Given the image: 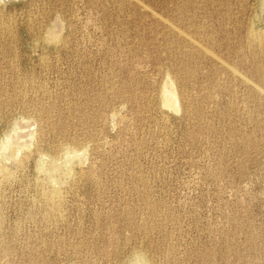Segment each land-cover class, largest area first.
Here are the masks:
<instances>
[{"label":"rangeland","instance_id":"374dc122","mask_svg":"<svg viewBox=\"0 0 264 264\" xmlns=\"http://www.w3.org/2000/svg\"><path fill=\"white\" fill-rule=\"evenodd\" d=\"M262 33L264 0H0V264H264Z\"/></svg>","mask_w":264,"mask_h":264},{"label":"bare ground","instance_id":"6f19581e","mask_svg":"<svg viewBox=\"0 0 264 264\" xmlns=\"http://www.w3.org/2000/svg\"><path fill=\"white\" fill-rule=\"evenodd\" d=\"M141 10H143V9H141ZM52 30V29H51ZM252 30V29H251ZM50 31V30H49ZM261 31V30H260ZM260 31H258V32H260ZM252 32H253V30H252ZM263 32V31H262ZM250 33V32H249ZM255 33V35L258 37V35L256 34L257 32H254ZM50 36H52V32H50V33H48ZM253 34V33H252ZM264 33H262L261 35H263ZM48 36V35H47ZM253 36V35H252ZM259 36H260V33H259ZM251 37V36H250ZM253 38V37H252ZM258 38H261V37H258ZM263 38V37H262ZM49 39V38H48ZM249 39H251V38H249ZM262 40H264V38L262 39ZM248 43H249V40H246ZM258 43L260 42V40H258L257 41ZM257 42H255V43H257ZM255 43H254V40H253V43L252 44H254L255 45ZM250 44V43H249ZM260 44V43H259ZM251 45V44H250ZM260 45H262V44H260ZM259 45V46H260ZM256 46H257V44H256ZM255 47V46H254ZM249 48V47H248ZM253 48V47H252ZM258 49H259V47H258ZM197 50V49H196ZM262 79V78H261ZM73 148V147H72ZM73 151H74V149H72ZM76 151V150H75ZM70 152H71V150H70ZM3 165V164H2ZM1 168V167H0ZM3 168H5V167H3ZM6 170L5 169H0V172H5ZM7 172H8V169H7V171H6V175H7ZM11 172V171H10ZM9 173V172H8ZM4 174V173H3ZM2 174V175H3ZM12 176V175H11ZM4 177V176H3ZM7 177V176H6ZM11 178V177H10ZM6 181V180H5ZM48 188V187H47ZM46 189V188H45ZM55 189V188H54ZM47 191H48V189H47ZM48 192H50L51 194L48 196V202H49V204H51V207H50V209H53V211H55V212H57L58 210H60L59 209V206H58V193H60L59 192V190H58V193H57V191H54L53 193H52V191L51 190H49ZM46 194V193H45ZM64 195V194H63ZM42 196V195H41ZM45 197V196H44ZM59 198H61L60 196H59ZM47 200V199H46ZM61 200H62V198H61ZM39 205V204H38ZM43 205V204H42ZM62 207V206H61ZM49 208H48V210H50ZM63 210V209H62ZM54 212V213H55ZM59 215V214H58ZM61 216V215H60ZM48 218V217H47ZM53 218V217H52Z\"/></svg>","mask_w":264,"mask_h":264}]
</instances>
